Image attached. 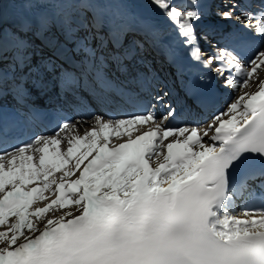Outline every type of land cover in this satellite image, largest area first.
<instances>
[{
  "label": "snow or ice",
  "instance_id": "obj_1",
  "mask_svg": "<svg viewBox=\"0 0 264 264\" xmlns=\"http://www.w3.org/2000/svg\"><path fill=\"white\" fill-rule=\"evenodd\" d=\"M149 2L199 61L195 25L202 19L200 0ZM68 3L80 11L62 16V31L66 39L83 31L77 47L86 54L72 71L64 70V98L71 94L75 101L86 91L117 114L93 116L91 130L83 136L73 134L79 133V122L62 123L50 135H33L17 145L15 133L38 121L40 113L33 110L28 89L16 85L23 121L10 122L6 129L0 115V226L6 228L0 231V264H264V78H259L264 11L256 17L247 10L235 15L251 33L249 39L259 42V47L248 45L246 58L235 48L219 47L202 62L206 69L219 64L220 76L229 73L224 86L241 92L202 127L187 120L172 123L178 110L165 99L170 92L145 105L113 89L103 74L89 35L98 47L123 48L131 31L129 0ZM110 8L120 11H101ZM225 8L216 15L231 20L239 5L226 0ZM25 27L26 32L11 37L16 67L29 62V35L51 31L47 18ZM138 31L142 41L137 47L160 43L151 22H141ZM8 39L0 26V100ZM52 46L58 48V42ZM184 96L180 111L189 117L207 106L195 89H185ZM146 124L152 127L132 138ZM124 136L127 142L108 147L112 138ZM62 143L66 150L60 149ZM57 172L59 178L50 180ZM30 184L37 186L29 189ZM45 191L55 199L32 208L34 201L48 200ZM237 198L258 201V210L246 208L242 215L247 219L239 218L233 207Z\"/></svg>",
  "mask_w": 264,
  "mask_h": 264
},
{
  "label": "bare ground",
  "instance_id": "obj_2",
  "mask_svg": "<svg viewBox=\"0 0 264 264\" xmlns=\"http://www.w3.org/2000/svg\"><path fill=\"white\" fill-rule=\"evenodd\" d=\"M8 0H3V2H6ZM52 4L55 6V10L53 12V15L48 18L49 24L51 25V31L47 33V36H44L43 39L34 38L31 35H29L28 39L32 41L29 46L28 51V58L29 62L27 65L21 64L19 67L16 68V72L21 73L23 70V77L27 80L32 79V77L36 76V71L34 72L33 67H44L47 64L50 65V68L48 71H52L53 73L58 74V76L62 77L63 72L65 69L72 71L73 66L71 62H62L60 57L54 56L50 53H48L49 48H53V44H56L58 42V45L63 44L64 45V51L68 50V45L71 43V46L74 44L72 43L73 39L69 38L66 39L65 35L61 28V18L63 15L66 14H75L80 11L78 7H72L70 3H68V0H50ZM207 0H200V6L198 8V11L202 14V19L209 18L210 23L207 24L205 27L210 32L216 35L215 31L216 29H224L225 36L219 37L220 39H224V43H231L234 41V38L230 36H237V35H246L248 30L244 28L243 24L240 22H237L235 19V15H239L240 11H237L234 13V16L231 20H226L224 24L221 23L220 17L216 15L217 10L225 11L224 8H220V5L218 2H216V12H214L212 9H209V3L205 6ZM211 1V0H210ZM216 1V0H214ZM172 3L174 5L179 4V0H172ZM67 8V10H65ZM113 12L120 11V9L112 8ZM105 9H102L101 11H104ZM243 10H247L250 13H252L253 17H256L257 14H255V11H252L249 9V7H245ZM6 9L3 5L2 10H0V26L3 28L4 34L9 38L6 51H5V57H4V64L3 66L8 67L6 65L13 64V49L11 45V37L14 32H19L17 30H14V28L10 27H3V23H6V15H4ZM127 12H129L128 22L130 25V34L128 35V40L125 43L124 47L119 51L113 50L112 46L105 45L104 47H98L97 42L93 41L91 36L89 35V42L91 44L92 48L96 49V57L100 64L101 70L103 73L106 74H113L118 84L121 86H126L130 88H134L136 91L135 93H138V95L146 94V91L149 89V81L153 82L155 81V74L157 73L158 69H161L164 67V58L162 56H155L154 46L153 45H143L141 47H137L136 42L142 41V36L138 31L139 25L143 21H148L154 24V26L158 29L160 32V43L158 48L164 49L167 45H171L173 43H180L181 40L176 35V30L173 25H171L167 19L164 17V15L156 9L154 6L151 5L149 0H129V7L126 9ZM202 19L200 22H198L195 27L200 26L202 23ZM252 24H255V19L252 20ZM6 28V29H5ZM13 29V30H12ZM79 37L76 39L77 41H82V37L85 35L83 31H80ZM226 37H229V39H226ZM49 40L52 41V44L49 43ZM228 40V41H227ZM65 44L66 49H65ZM197 45V42H196ZM195 45V46H196ZM157 47V46H156ZM235 47V46H234ZM259 47V45H258ZM237 51H240L242 55H245V58L249 52H243L240 48L235 47ZM71 55L76 54L75 50L72 49ZM80 50V49H79ZM9 53V54H8ZM86 54V52H81V57ZM77 59H79L77 56H75ZM200 63L203 65V63L200 61ZM14 65V64H13ZM15 66V65H14ZM53 66H55V71H53ZM215 67L219 68V64H214ZM210 72L213 74L216 73V69L208 68ZM40 71L43 72V69L40 68ZM260 71L259 78H264V72ZM30 73V76H29ZM19 74H17V79H19ZM229 73L225 72L223 78L225 79ZM32 76V77H31ZM165 77H171L169 74L165 72ZM164 78V77H162ZM176 80L172 77V85L175 86ZM62 87V91L64 92V84L63 82L60 84ZM160 85V84H159ZM121 89V88H120ZM229 90L226 92V90L221 95V100L213 107L209 109V115L206 118V120H201L199 123L202 127H205L208 123V121L211 119V117L215 114L220 113L221 111L225 110L228 103H230L233 99L234 90L227 88ZM249 89L245 88L244 91H248ZM236 91V90H235ZM237 92V91H236ZM238 94H241L239 92ZM178 97V95L176 96ZM235 97V96H234ZM180 104H182V101L179 100ZM156 111V115L159 117L161 115V110L158 108ZM79 116V114H78ZM105 118L106 115H103ZM93 117L90 116H84L82 118H77L76 120L72 121V124H76L77 122L80 123V130L79 134L83 136L86 132L91 130V121ZM224 119H227V117H224ZM185 121V120H184ZM190 123V122H189ZM195 124V123H190ZM89 127V128H88ZM139 127V132L133 131L131 133L132 138H135L136 135L140 134L141 132H146L149 130L152 125L146 124ZM86 128V130L84 129ZM63 134V133H62ZM211 132L209 133V136H211ZM172 139L171 137L169 140ZM205 141L209 139L208 136L203 137ZM113 140H118L120 142H127L128 136H124L122 139H116L113 138ZM168 141H165L167 143ZM65 145V143H64ZM64 148V147H63ZM62 149V148H61ZM66 150V149H63ZM84 149H81L83 151ZM51 151V150H50ZM38 156V154H37ZM62 173L57 172L56 179L59 178V176ZM48 191H45L43 193L44 196L47 195ZM48 196V195H47ZM55 199V196L52 195L51 199ZM49 200V199H48ZM50 202V201H49ZM48 203V202H47ZM244 203V199H235L233 207L240 205ZM46 204V203H44ZM43 205L40 204H34L32 208H38L43 207ZM32 209H30L31 211ZM240 216V215H239ZM241 219H247L245 216H240Z\"/></svg>",
  "mask_w": 264,
  "mask_h": 264
},
{
  "label": "rangeland",
  "instance_id": "obj_3",
  "mask_svg": "<svg viewBox=\"0 0 264 264\" xmlns=\"http://www.w3.org/2000/svg\"><path fill=\"white\" fill-rule=\"evenodd\" d=\"M261 71H263L264 72V70H261ZM262 72V73H263ZM260 75V74H259ZM245 90V89H244ZM237 91V92H236ZM234 90V94H233V98H234V96H237V95H239L238 93L240 92V91H238V90ZM89 128V127H88ZM85 130H86V128H84ZM74 134V133H73ZM63 135V134H62ZM113 139V138H112ZM111 139V140H112ZM60 149L61 150H63V149H66L67 148V144L65 143V145H64V143H62L60 146ZM64 147V148H63ZM83 149V148H82ZM57 173H55V176L54 177H50L49 179L51 180V179H53V178H55V177H57V175H56ZM48 195V196H47ZM47 195L45 196V197H48V199L49 200H44V201H41V200H36V201H34V204H40V205H43L44 203H47V202H49L50 201V199H51V196H49V192H47ZM239 208L237 207V208H234V210H235V213H236V215L238 216V217H240V216H242V213L243 212H241V210H238ZM240 215V216H239ZM6 230V228L5 227H2V226H0V231H5Z\"/></svg>",
  "mask_w": 264,
  "mask_h": 264
}]
</instances>
